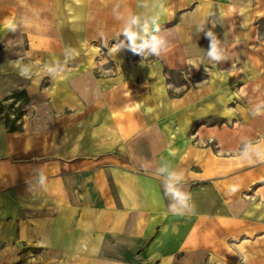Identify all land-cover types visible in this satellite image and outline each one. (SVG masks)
<instances>
[{
	"label": "crops",
	"instance_id": "0c3cea01",
	"mask_svg": "<svg viewBox=\"0 0 264 264\" xmlns=\"http://www.w3.org/2000/svg\"><path fill=\"white\" fill-rule=\"evenodd\" d=\"M130 15L166 53L112 50ZM4 42L50 121L0 122V264H264V0H0Z\"/></svg>",
	"mask_w": 264,
	"mask_h": 264
},
{
	"label": "rangeland",
	"instance_id": "374dc122",
	"mask_svg": "<svg viewBox=\"0 0 264 264\" xmlns=\"http://www.w3.org/2000/svg\"><path fill=\"white\" fill-rule=\"evenodd\" d=\"M24 46V42L21 39L20 47ZM123 50L127 49L124 48ZM129 56L132 57L134 54L130 53ZM18 57H22L20 59V66L9 63L7 60V58L15 59ZM24 66H27L29 69V74L26 77L20 75V68ZM39 72V69H37V66L33 62L25 60L22 51L15 49L6 50L5 42L3 45H0V122L6 123L9 127L25 126L27 129L35 130L43 123L50 121L48 119L49 106L45 103V89H39V86L45 80L41 78L40 74L42 73ZM202 76L198 75L190 78L186 74L173 73L170 78L175 82H179L186 80L194 81L197 78H202ZM22 81L24 82L23 85L14 90L16 88L15 84ZM8 89L12 91L9 92Z\"/></svg>",
	"mask_w": 264,
	"mask_h": 264
},
{
	"label": "clouds",
	"instance_id": "9594fccd",
	"mask_svg": "<svg viewBox=\"0 0 264 264\" xmlns=\"http://www.w3.org/2000/svg\"><path fill=\"white\" fill-rule=\"evenodd\" d=\"M119 18L120 17H117V19ZM159 31L160 28L156 17L149 18L140 15H130L127 17L122 31L124 41L115 44L112 50L120 51L121 49L126 48L128 51L134 55L140 56L142 59H146L148 56L159 57L168 50L166 39L163 36L154 34L159 33ZM209 35H211V33H209ZM209 55L219 59L214 45L212 46ZM28 74L29 69L27 66L20 68L21 76L26 77ZM253 156L264 159V145H253L251 142L247 141L244 144L243 150L239 154V158L244 161L251 159ZM160 171H166V169H161ZM182 180V173L169 172V180L165 184L164 190L165 196L175 200L181 205L185 204L188 200V194L176 188L174 182L178 183ZM169 210L176 215L175 204H170Z\"/></svg>",
	"mask_w": 264,
	"mask_h": 264
},
{
	"label": "trees",
	"instance_id": "16d2710c",
	"mask_svg": "<svg viewBox=\"0 0 264 264\" xmlns=\"http://www.w3.org/2000/svg\"><path fill=\"white\" fill-rule=\"evenodd\" d=\"M10 128H16V127H10Z\"/></svg>",
	"mask_w": 264,
	"mask_h": 264
}]
</instances>
